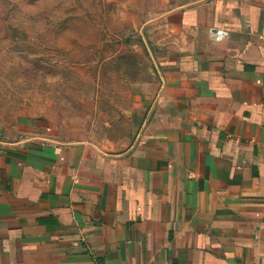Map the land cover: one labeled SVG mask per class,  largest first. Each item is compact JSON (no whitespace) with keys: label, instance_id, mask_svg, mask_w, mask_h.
Returning <instances> with one entry per match:
<instances>
[{"label":"crops","instance_id":"obj_1","mask_svg":"<svg viewBox=\"0 0 264 264\" xmlns=\"http://www.w3.org/2000/svg\"><path fill=\"white\" fill-rule=\"evenodd\" d=\"M169 14L123 150L0 141V264H264V0Z\"/></svg>","mask_w":264,"mask_h":264},{"label":"rangeland","instance_id":"obj_2","mask_svg":"<svg viewBox=\"0 0 264 264\" xmlns=\"http://www.w3.org/2000/svg\"><path fill=\"white\" fill-rule=\"evenodd\" d=\"M200 1L0 0V141L123 150L137 88L159 76L166 17Z\"/></svg>","mask_w":264,"mask_h":264},{"label":"built area","instance_id":"obj_3","mask_svg":"<svg viewBox=\"0 0 264 264\" xmlns=\"http://www.w3.org/2000/svg\"><path fill=\"white\" fill-rule=\"evenodd\" d=\"M219 34H220V36L225 37V36L228 35V32L227 31H224V30H220L219 31Z\"/></svg>","mask_w":264,"mask_h":264}]
</instances>
